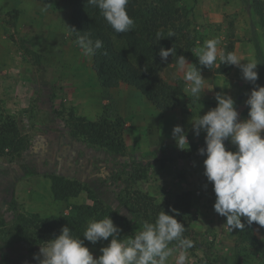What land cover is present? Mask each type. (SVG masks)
Here are the masks:
<instances>
[{"label": "rangeland", "instance_id": "rangeland-1", "mask_svg": "<svg viewBox=\"0 0 264 264\" xmlns=\"http://www.w3.org/2000/svg\"><path fill=\"white\" fill-rule=\"evenodd\" d=\"M173 6L179 11L174 17L180 18L176 30L184 35L178 34L183 47L187 41L196 49L217 39L218 50L225 52L233 43L241 61L258 63L256 84L264 86V0H176ZM71 18L70 6L61 0L53 7L35 0H0V120L13 118L28 139L21 156L0 157V264H37L33 257L39 249L32 252L20 240L18 212L65 216L74 207L92 204L85 191L56 199V178L79 182L106 206L126 213L131 228L120 234L121 239L142 225L123 206L129 194L146 195L173 215L170 209L176 199L189 192L193 220L184 236L194 246L187 250L185 264H235L238 255L242 264H260L264 227L248 225L242 217L245 229L231 232L226 218L215 213L213 186L203 175L206 155L198 154L205 147L206 133L197 137L192 128V118L217 106V93L231 96L239 119H248L245 101L253 85L237 66L229 74L219 73V59L209 69L199 65L194 49L189 50L186 60L206 80L201 99L185 92L183 73L170 61L159 76L167 85L178 86L182 99L172 109L161 110L131 86H101L92 56L83 55L68 29ZM70 113L92 122L120 116L124 152L72 137ZM177 125L187 134L188 149L180 150L172 137ZM261 135L264 138V132ZM225 146L236 150L230 141ZM110 240L98 247L84 246L98 258ZM177 255L174 251L168 264H176Z\"/></svg>", "mask_w": 264, "mask_h": 264}, {"label": "clouds", "instance_id": "clouds-1", "mask_svg": "<svg viewBox=\"0 0 264 264\" xmlns=\"http://www.w3.org/2000/svg\"><path fill=\"white\" fill-rule=\"evenodd\" d=\"M128 4L129 0H87V5L98 9L117 34L130 32L134 27L127 12ZM68 29L76 34L75 43L84 56H92L103 47L100 39L92 38L90 30L81 34L74 28ZM160 36L158 32L157 38ZM168 36L173 37L174 33L169 32ZM218 43L217 39H209L193 50L199 65L210 69L219 59L220 64L237 66L242 78L251 83L253 89L245 101L249 108L248 119H239L234 99L223 93L215 95V108L192 118L194 135L199 137L202 131L206 133L205 147L198 150L199 155H206L203 175L213 186L214 211L226 218L225 225L231 232L245 229L242 217L248 225L255 222L264 227V138L261 135L264 132V86L256 84L258 63L254 59L241 61L235 52L218 50ZM158 54L166 63L175 49L161 47ZM176 70L183 73L187 85L185 92L200 101L206 82L201 70L188 63L183 55L176 56ZM172 137L180 150L189 148L187 134L181 126H174ZM225 141H230L236 150H226ZM170 211L173 215L161 209L154 222L144 221L133 235L123 239L120 238L122 230L109 215L99 220L90 219L83 239L64 226L58 236L40 246L39 254L33 259L37 264H168L173 252L177 251L176 264H185L187 250L194 242L184 236L185 227L175 218L179 213L175 209ZM119 213L126 215L121 210ZM109 238L110 242L100 249L98 258L84 246L85 240L95 245Z\"/></svg>", "mask_w": 264, "mask_h": 264}, {"label": "trees", "instance_id": "trees-1", "mask_svg": "<svg viewBox=\"0 0 264 264\" xmlns=\"http://www.w3.org/2000/svg\"><path fill=\"white\" fill-rule=\"evenodd\" d=\"M35 1L53 7L60 0ZM61 1L71 8L70 28H74L81 34L90 30L93 39H100L103 42V47L92 55V68L102 87L114 89L121 84H126L141 92L149 102L164 111L172 109L180 102L182 99L180 88L167 85L159 76V72L167 62H176V56L180 55L186 58L188 52L194 49V44H190L189 41L186 47H183V40L178 37V34L182 37L184 35L176 30L180 19L174 17L179 13L173 6L176 0H129L127 12L134 21V27L130 32L121 34L115 33L100 15L99 10L87 5V0ZM158 32L161 34L159 39ZM169 32L174 33V36L169 37ZM72 37L76 40V34L72 33ZM161 47L166 50L172 47L175 49V54L173 57L169 56L166 63L161 61L158 54ZM105 52L107 55L103 54ZM225 52H234V44L230 43ZM233 68V65L220 64L218 71L229 74ZM68 122L72 137L86 140L94 146L114 153L124 152L122 138L124 122L120 116L114 118L102 116L97 122H92L85 117L70 113ZM27 143L28 139L21 134L13 118L8 117L6 121L0 120V157L13 160L21 156L27 148ZM84 191L90 194L89 199L92 204L74 207L69 215L41 217L38 214L18 212L16 219L20 240L28 243L33 252L58 236L64 226L70 227L75 236L83 239L87 222L92 218L99 220L107 215L122 230L121 234L130 230L129 220L121 215L120 211L106 206L88 187L76 181L57 178L53 184L56 199L77 197ZM132 194L124 200L123 206L142 223L154 222L161 207L154 205L153 200L146 195L138 192ZM192 197L189 192L183 193L172 207L179 213L175 218L184 225L185 230L193 220ZM100 242L93 245L85 240L84 245L98 247ZM261 247L262 244L258 249ZM259 252L261 253L260 264H264V245ZM241 259L242 256L238 255L235 264H242Z\"/></svg>", "mask_w": 264, "mask_h": 264}]
</instances>
